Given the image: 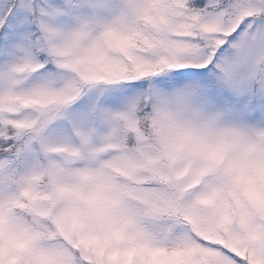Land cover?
<instances>
[{"label": "snow or ice", "instance_id": "snow-or-ice-1", "mask_svg": "<svg viewBox=\"0 0 264 264\" xmlns=\"http://www.w3.org/2000/svg\"><path fill=\"white\" fill-rule=\"evenodd\" d=\"M0 264H264V0H0Z\"/></svg>", "mask_w": 264, "mask_h": 264}]
</instances>
